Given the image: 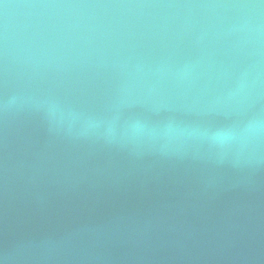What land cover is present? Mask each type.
I'll list each match as a JSON object with an SVG mask.
<instances>
[{
    "label": "water",
    "instance_id": "water-1",
    "mask_svg": "<svg viewBox=\"0 0 264 264\" xmlns=\"http://www.w3.org/2000/svg\"><path fill=\"white\" fill-rule=\"evenodd\" d=\"M2 264H264V0H0Z\"/></svg>",
    "mask_w": 264,
    "mask_h": 264
},
{
    "label": "snow or ice",
    "instance_id": "snow-or-ice-1",
    "mask_svg": "<svg viewBox=\"0 0 264 264\" xmlns=\"http://www.w3.org/2000/svg\"><path fill=\"white\" fill-rule=\"evenodd\" d=\"M0 264H2V261H0Z\"/></svg>",
    "mask_w": 264,
    "mask_h": 264
}]
</instances>
